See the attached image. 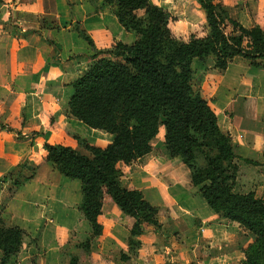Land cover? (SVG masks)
<instances>
[{
	"label": "crops",
	"instance_id": "obj_1",
	"mask_svg": "<svg viewBox=\"0 0 264 264\" xmlns=\"http://www.w3.org/2000/svg\"><path fill=\"white\" fill-rule=\"evenodd\" d=\"M214 1L245 27L264 24V0ZM152 2L170 13L169 27L179 38L208 33L206 11L198 0ZM91 4H76L72 13L95 47L70 31L72 24L60 29L39 25L44 18L57 21L68 15V0H0V91L11 89L21 102L8 104L10 111L0 112V120H11L25 134L19 139L15 130L0 128V217L30 235L7 264H68L71 255H77L80 264H243L239 231L245 229L202 200L189 167L165 144L163 125L149 153L131 163H117L125 186L140 189L159 208L161 228L143 223L138 245L128 243L136 218L123 213L109 195L98 217L102 234L94 236L79 210L80 181L62 175L45 160L46 141L78 148L74 136L79 135L105 147L114 138L70 113L71 83L98 59L108 57L93 58L97 50H108L117 41L134 43L137 36L119 23L105 0H99L100 18L86 20ZM192 68L203 73L202 94L231 137L239 169L255 167L264 176V68L242 57L226 69L215 67L213 59L194 58ZM52 206L56 218L50 225L42 216ZM162 237L171 243L168 252ZM3 255L0 249V261Z\"/></svg>",
	"mask_w": 264,
	"mask_h": 264
},
{
	"label": "trees",
	"instance_id": "obj_2",
	"mask_svg": "<svg viewBox=\"0 0 264 264\" xmlns=\"http://www.w3.org/2000/svg\"><path fill=\"white\" fill-rule=\"evenodd\" d=\"M119 23L136 34L134 43L117 41L108 50H97L98 59L71 83L70 113L86 125L114 135L105 147L90 144L75 135L79 147L46 141L45 160L62 175L77 179L81 185L79 210L91 224L94 236L102 234L98 217L106 195L126 215L136 218L130 230L129 245H138L143 223L161 224L159 208L150 203L140 189L128 188L117 163H131L151 151V141L165 128V144L173 156H181L191 171L194 186L210 208L222 218L239 223L253 233L264 249V198L253 192H236L239 156L231 137L220 127L218 117L202 94V72L192 61L211 58L215 67L226 69L236 57L264 68V29L245 27L230 17L214 0H198L206 11L208 33L192 34L188 40L177 38L169 28L170 13L152 0H105ZM91 3L97 9L94 0ZM138 10H144L139 15ZM230 25L234 32L225 30ZM88 44L93 39L76 31ZM53 43V41H50ZM57 49V48H56ZM172 51V54H171ZM19 139L25 134L16 131ZM251 162L249 159H244ZM28 231L0 217V264H7L18 253ZM245 264H264L246 252ZM68 264H80L71 255Z\"/></svg>",
	"mask_w": 264,
	"mask_h": 264
},
{
	"label": "rangeland",
	"instance_id": "obj_3",
	"mask_svg": "<svg viewBox=\"0 0 264 264\" xmlns=\"http://www.w3.org/2000/svg\"><path fill=\"white\" fill-rule=\"evenodd\" d=\"M94 1L99 6L97 9L95 8V5L91 4V0H68V3H69L68 15L67 14L66 15L61 14L62 15L61 18H59L57 21L52 20L51 17L49 19L44 18L43 20H41L39 22V25L41 23V25H44V26L48 25L50 27V29H54L56 27H58L57 29H60L62 27L67 28L68 25L72 24V29H69L70 31L71 30L77 31V28L83 29L81 23H76V22L74 23V21L77 18H76V16L73 15L72 12L76 10L75 9L76 4L83 5L85 3H90L93 6V9H91V13L87 14L86 20L99 19L101 7L99 5V0H94ZM143 13H144V10H138L139 15H141ZM25 17H28V15H26ZM255 25H258V24L255 23ZM260 25L262 27H264V24H260ZM225 30L228 34L234 32L233 28L229 24L226 26ZM84 31H85V29H84ZM173 35L176 36L177 38L180 37V36L175 35V34H173ZM49 38H51V37H49ZM50 40H52V38ZM54 44L56 47H58V45L55 42H54ZM171 54H172V51H171ZM209 59H211V58H209ZM6 90H8V91L7 92H5V90L0 91L1 92V94H0V112L3 114H6L7 111H10V109H8V107H7L8 104H13L15 106H18V104L21 103L19 96H17L13 92H11V89H6ZM0 128L7 129V130H15V132L19 131L13 127L11 120H9L8 123H4L0 120ZM32 133L33 132H31V134ZM34 134H35V132L33 133V135ZM160 137H158L157 140H159ZM77 144H78V142H77ZM78 146H79V144H78ZM51 166H53V165L51 164ZM261 170L255 169V167H253L251 169H244V168L242 170L239 169L238 173H237L236 181L233 184L234 190L236 192H253L256 196L264 198V176H263V173ZM10 175H7L6 178L11 177ZM201 197H202V200H204L206 202L205 198L202 195H201ZM48 201L49 200H47V204H50V203H48ZM45 206H46V203H45ZM46 207H49V206L47 205ZM42 217H44V220L47 221L46 223H49L50 225H52L54 222V219L56 218V216L54 215L53 206L51 208H49L48 210L44 209ZM237 224H238V226H240V228H243L239 223H237ZM243 230H244V228H243ZM244 232L239 231L240 240L244 246L242 248L243 253H244V258H243L242 263L245 264V262L248 260V259H246L247 258L246 252L251 257H253L254 259L264 262V249H261L258 246L256 236L253 233L249 232L248 230H244ZM162 240H163V243L165 245L167 244V252H168L169 248L172 249L171 243L169 246L168 243L164 241L163 237H162ZM171 251H169V253Z\"/></svg>",
	"mask_w": 264,
	"mask_h": 264
}]
</instances>
